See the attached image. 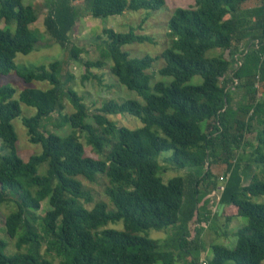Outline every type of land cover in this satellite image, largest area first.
Wrapping results in <instances>:
<instances>
[{"label": "trees", "instance_id": "1", "mask_svg": "<svg viewBox=\"0 0 264 264\" xmlns=\"http://www.w3.org/2000/svg\"><path fill=\"white\" fill-rule=\"evenodd\" d=\"M44 1L45 5L32 7L23 0H0V25L5 26L0 28V77L16 70L18 54L35 51L39 40L30 26L43 13L44 31L52 44L78 62L83 51L71 39L80 17L75 3L81 2L94 19L125 11L157 12L165 6L164 0ZM167 28L169 43L160 55L140 58L129 57L123 47L151 43L149 37L132 28L125 34L102 30L105 49L99 60L84 62L82 81L92 78L101 84L90 71L101 70L110 61V74L143 103L104 101L92 116L93 124L86 123L83 98L67 87L72 77L61 79L60 61L16 73L25 84L47 82L48 90L26 88L15 101L12 87H0V207L14 206L4 227L17 249L6 254L7 243L0 240V264H178L184 255L198 264L194 242L199 226L210 216L217 217L209 209L219 188L212 165L225 166L218 198L224 217L227 221L242 217L246 225L235 233L233 249L211 245L205 263L264 262V203L251 202L264 197V180L255 174L243 186L241 175V155L247 149V163L264 168V0H195L192 8L176 9ZM211 51H228L230 60L222 54L207 57ZM158 60L163 61L158 75L170 82L151 86L149 72ZM195 77L201 83L188 84ZM240 87L249 91L236 101L231 92ZM64 100L72 107L71 114L63 113ZM19 103L35 109L22 125L29 142L41 146V153L26 162L18 156L12 125L21 113ZM54 113L55 128H70L67 136L41 131L42 120ZM117 115L134 117L141 127H117L107 118ZM253 123L259 128L255 144L246 139ZM81 135L98 158L85 156ZM170 151L166 162L172 169L205 170L164 183L158 177V159ZM43 165L45 174L39 175ZM99 176L108 181L105 195L111 208L96 202L87 209L93 198L79 179L94 183ZM44 201L48 209L39 218L41 236L34 214ZM119 222L123 231L106 229ZM190 224H196L193 235ZM169 227L176 231L164 244L146 235ZM43 243L57 263L41 254Z\"/></svg>", "mask_w": 264, "mask_h": 264}, {"label": "rangeland", "instance_id": "2", "mask_svg": "<svg viewBox=\"0 0 264 264\" xmlns=\"http://www.w3.org/2000/svg\"><path fill=\"white\" fill-rule=\"evenodd\" d=\"M130 1V0H127ZM165 6L163 9L157 12H131L125 11L122 15L111 16L105 19H94L90 17L86 10L84 9L81 2L75 3V8L79 12L80 17L78 18L75 28L71 34L72 43L81 49L83 52L79 57L78 62H74L68 55V51H62V49L52 44L48 35H46L43 26L44 13L39 17L37 22L30 26V29L36 34L39 42L38 46L34 52L27 56L18 54L15 58L16 70L11 72L7 76L0 77V87L9 86L15 91L13 100H19V94L26 88L35 90H48L50 86L47 82H31L25 84L21 78L17 76L16 73H23L25 70L33 68L35 66L47 65L53 61L61 62V79L64 80L65 76H71L72 81L67 84V87L72 88L79 96L83 98V102L87 107L89 117L86 119V123L93 124L92 116L97 114L98 109L101 104L107 100H113L117 103H122L128 100H134L139 103H143V100L137 96L134 92L128 91L125 87L121 86L116 78H114L109 71L111 66L110 61H105V65L101 70H91V75H95L100 78L101 84H98L96 80L89 78L87 81H82V76L85 73L83 64L86 61H97L100 59L101 52L104 51L105 45L102 44L104 36H102V30L112 29L117 33L125 34L128 33L132 28L135 33L139 35H145L149 37L152 42L144 43L141 45L133 44L130 46L123 47V50L129 54L131 58H140L145 55H150L151 57H157L160 53L168 46L169 38L167 23L172 17L176 9H188L194 7L195 0H164ZM24 5H30L32 7H39L40 5H45L44 0H23ZM40 4V5H39ZM38 5V6H37ZM250 6V5H248ZM0 28L4 29L3 24ZM11 30V28H10ZM100 36V39L96 38ZM222 54L225 59L230 60V54L228 51H211L207 53V57ZM163 66V61L158 60L153 63L152 69L149 74L152 76L151 86L155 82L163 81L164 83H169L170 79H163L158 75V70ZM201 83L200 77L193 78L188 84L199 85ZM257 87V86H256ZM255 87V88H256ZM247 91L244 87H240L231 92L232 98L237 99L236 101L242 100L246 96ZM259 92V87L258 90ZM258 97V95H257ZM65 110L64 114H71L73 112L70 104L64 100ZM20 106V116L16 118L13 122V128L17 136V153L18 156L26 162L31 156H37L41 153L40 145H33L29 142L26 129L22 125V119L31 118L36 114L35 109L27 107L26 105L19 103ZM107 118L115 123L117 127H124L128 130H135L141 127V123L138 119L128 116V115H117V116H107ZM58 122V115L56 113L50 115L48 118L42 120L41 131L46 135L48 133H55L61 137L67 136L71 130L68 127H63L61 129L55 128V124ZM259 128L256 124H252V133L246 136V139L250 143L255 144L254 139ZM80 141L84 148V153L86 157L98 158L91 150L89 146L86 145L83 135L80 136ZM249 149L241 155L243 161L241 163V175H242V185L246 186L253 175H257L260 179L264 180V168L256 167L254 164L247 163ZM172 155V152L162 153L159 156L158 163L161 168L158 177L162 179L164 183L168 179L173 177H183L188 173H193L195 175H201L205 170L200 169H184L175 170L166 162V159ZM46 166L43 165L39 168L38 174H45ZM212 174L217 178L219 188L217 192L213 195L210 201L211 205L209 209L211 212L218 213V198L222 186L225 182V166L224 165H212ZM83 185L84 190L89 191L93 198V203L86 205L87 209H91L96 202H103L111 208V204L105 195V189L109 186L108 181L105 177H97L96 182L88 183L83 179H79ZM253 203H264V197L252 198ZM13 204L8 206L0 207V240L7 243L6 254L17 253L16 240L9 239L5 233L4 222L6 216L13 210ZM48 209L47 201L41 203L40 210L35 213L36 228L38 233L42 236V229L40 226L41 216ZM217 217L210 216L207 223H202L199 226L200 234L194 242V246L198 251V264L205 262L207 256L210 255L211 245H221L228 249H233L236 246V236L235 233L238 229L246 225V219L242 217L231 218L229 221L226 220L223 214ZM196 224L189 225V231L193 235L192 231ZM169 227L163 231L150 230L146 235L153 240L161 241V244L168 241L171 235L175 233L176 228ZM106 229H112L116 231H123L124 227L121 222L116 224H108ZM20 252H24L22 249ZM41 254L49 260H54V255L46 254L45 243L42 245ZM177 254V252H176ZM192 255L195 256L194 252ZM55 263L58 262L57 259L54 260ZM178 264H191V258L188 255H184L180 258ZM206 264V263H205ZM264 264V262L262 263Z\"/></svg>", "mask_w": 264, "mask_h": 264}, {"label": "water", "instance_id": "3", "mask_svg": "<svg viewBox=\"0 0 264 264\" xmlns=\"http://www.w3.org/2000/svg\"><path fill=\"white\" fill-rule=\"evenodd\" d=\"M223 208H224V205H222V204H218V207H217V209H218V216H221V213H222V211H223Z\"/></svg>", "mask_w": 264, "mask_h": 264}, {"label": "built area", "instance_id": "4", "mask_svg": "<svg viewBox=\"0 0 264 264\" xmlns=\"http://www.w3.org/2000/svg\"><path fill=\"white\" fill-rule=\"evenodd\" d=\"M201 264H205V262H202Z\"/></svg>", "mask_w": 264, "mask_h": 264}, {"label": "crops", "instance_id": "5", "mask_svg": "<svg viewBox=\"0 0 264 264\" xmlns=\"http://www.w3.org/2000/svg\"><path fill=\"white\" fill-rule=\"evenodd\" d=\"M225 208V207H224ZM224 215V214H223Z\"/></svg>", "mask_w": 264, "mask_h": 264}]
</instances>
